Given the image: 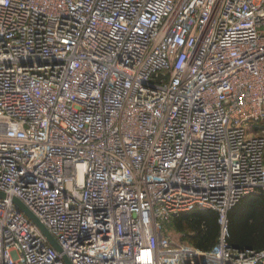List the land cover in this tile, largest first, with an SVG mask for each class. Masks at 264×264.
Returning a JSON list of instances; mask_svg holds the SVG:
<instances>
[{"label":"built area","instance_id":"1","mask_svg":"<svg viewBox=\"0 0 264 264\" xmlns=\"http://www.w3.org/2000/svg\"><path fill=\"white\" fill-rule=\"evenodd\" d=\"M0 191V264H264L228 229L264 193V0H0Z\"/></svg>","mask_w":264,"mask_h":264},{"label":"trees","instance_id":"2","mask_svg":"<svg viewBox=\"0 0 264 264\" xmlns=\"http://www.w3.org/2000/svg\"><path fill=\"white\" fill-rule=\"evenodd\" d=\"M249 197V196H248ZM260 213V223L256 229L250 232L247 238H241L232 230L231 212L228 213L229 241L232 245L242 248L263 249L264 248V193L255 196ZM235 208V207H234ZM172 228L183 235V239L191 245L203 249H211L219 240L222 232L220 214L214 210L192 211L175 217L172 221Z\"/></svg>","mask_w":264,"mask_h":264},{"label":"rangeland","instance_id":"3","mask_svg":"<svg viewBox=\"0 0 264 264\" xmlns=\"http://www.w3.org/2000/svg\"><path fill=\"white\" fill-rule=\"evenodd\" d=\"M233 209L230 215L233 221V233L237 234L238 237L242 236L241 238H247L248 236L246 235L253 232L256 229V224L261 221L259 220L260 213L257 211V199L255 196L246 197ZM177 235L180 236L179 234Z\"/></svg>","mask_w":264,"mask_h":264},{"label":"water","instance_id":"4","mask_svg":"<svg viewBox=\"0 0 264 264\" xmlns=\"http://www.w3.org/2000/svg\"><path fill=\"white\" fill-rule=\"evenodd\" d=\"M7 194L3 191H0V198H6ZM13 202L17 207L24 212L43 232V234L46 236L48 241L52 244V246L59 252H63V249L59 242L56 240V238L52 235V233L49 231V229L45 226V224L17 197L12 198ZM64 261L66 264H71L70 259L64 255L63 256Z\"/></svg>","mask_w":264,"mask_h":264},{"label":"crops","instance_id":"5","mask_svg":"<svg viewBox=\"0 0 264 264\" xmlns=\"http://www.w3.org/2000/svg\"><path fill=\"white\" fill-rule=\"evenodd\" d=\"M259 194L251 195V196H258Z\"/></svg>","mask_w":264,"mask_h":264}]
</instances>
